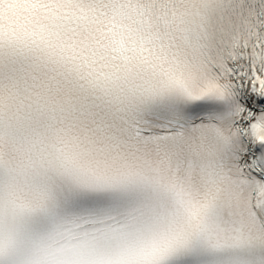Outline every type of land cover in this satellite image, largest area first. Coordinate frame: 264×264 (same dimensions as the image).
Here are the masks:
<instances>
[{
	"label": "snow or ice",
	"instance_id": "6c2138e0",
	"mask_svg": "<svg viewBox=\"0 0 264 264\" xmlns=\"http://www.w3.org/2000/svg\"><path fill=\"white\" fill-rule=\"evenodd\" d=\"M0 264H264V0H0Z\"/></svg>",
	"mask_w": 264,
	"mask_h": 264
}]
</instances>
